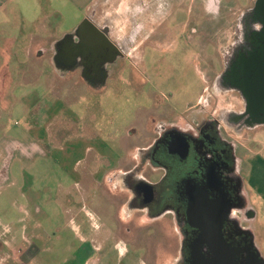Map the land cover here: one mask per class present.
Wrapping results in <instances>:
<instances>
[{"label": "rangeland", "instance_id": "rangeland-1", "mask_svg": "<svg viewBox=\"0 0 264 264\" xmlns=\"http://www.w3.org/2000/svg\"><path fill=\"white\" fill-rule=\"evenodd\" d=\"M187 1L191 5L194 3L193 29H177L176 26L183 23L186 16H181L185 14L181 0H174L170 9L162 8L164 13L161 20H165L171 10L178 17L171 25L172 20H168L169 24L162 26V31L168 29V34L155 35L160 38V43L158 47H153L154 35L148 29V19L142 18L138 49L132 50L130 47L127 49L129 57L128 53L123 54L118 60L103 66L109 78L108 82L101 80L100 86L103 87H93L96 92L98 89L97 93L90 91L83 83L59 80L56 86L64 89V94L59 98L52 91L54 67L48 61L33 66L29 63L16 64L7 56L0 59V171L10 173L11 186H21L22 179L19 177L23 174L25 178L26 173L30 174L27 185L40 194L38 204L45 209L56 204L58 183L71 184L64 171L80 174L81 177L75 176V180L84 189L88 186V198L83 201L86 205H83L92 215H88L87 219L97 248L89 264H163L169 260L166 249L156 243L157 237L166 242L171 236L169 223L163 219L160 222L168 226L166 233L158 231L145 236L143 231H137V226L127 233L125 209L116 210L114 201L123 198L125 201L128 194L115 190L107 182H103L102 187L107 185V191L94 188L92 192L88 177L83 174L84 170L92 167L100 170L108 166L112 169L121 159V162L128 157L133 160V154L150 143V135L153 136L152 117L176 121L185 113L199 108L206 97L204 88L207 85L203 76L206 58L219 59L221 49L234 37L239 16L253 7L256 0ZM66 27L67 24L63 25L58 38L59 42L67 44L69 38L77 39L75 33L63 32ZM140 29V24L132 28L134 33H139ZM4 35L0 34L1 37ZM16 51L24 52L22 49ZM2 52L6 54L11 51ZM130 54H134V57L130 58ZM77 71L83 74L82 68L78 67ZM36 73H42L43 79L36 81L42 78ZM226 98L220 97V104L213 105L214 110L237 106L235 96H229L228 101ZM153 107H158V111L154 112ZM132 128L134 131H128ZM227 132L235 137L229 129ZM251 134H258L264 144V127ZM40 139L49 144L47 148L42 146L44 150L48 149V156L37 157L32 162L22 161L24 150L29 156L36 154L33 150L37 146L35 144L43 143ZM120 139L122 145L118 143ZM86 154V159L78 163ZM103 158L106 161H102ZM48 187L52 193H49ZM253 201L260 208L254 226L258 232L259 250L264 253V205L257 194H254ZM24 204L28 206V201H18V212ZM2 205L0 203L1 208ZM1 208V221L6 222L8 218L4 217ZM18 212L12 214L21 218L24 213L20 215ZM49 221L55 227L61 217L56 213L50 215ZM129 238H133V242L128 241Z\"/></svg>", "mask_w": 264, "mask_h": 264}, {"label": "flooded vegetation", "instance_id": "flooded-vegetation-1", "mask_svg": "<svg viewBox=\"0 0 264 264\" xmlns=\"http://www.w3.org/2000/svg\"><path fill=\"white\" fill-rule=\"evenodd\" d=\"M127 47L117 45L125 55ZM221 50L217 61L206 58V99L199 108L176 121L152 117L150 143L140 147L133 160L118 161L106 175L112 188L128 194L125 201H114L116 210L125 209L127 233L137 226L150 236L166 233L169 226L166 242L156 238L169 255L163 264H260L259 256L264 260L244 180L249 138L264 127V0L241 13L232 41ZM87 61L76 68L93 76V87H103L108 60L99 55ZM231 95L237 106L214 110L220 97L228 101Z\"/></svg>", "mask_w": 264, "mask_h": 264}, {"label": "crops", "instance_id": "crops-1", "mask_svg": "<svg viewBox=\"0 0 264 264\" xmlns=\"http://www.w3.org/2000/svg\"><path fill=\"white\" fill-rule=\"evenodd\" d=\"M173 1L0 0V34H5L3 37L0 36V51H11L6 54L1 51L0 59L7 56L16 64L29 63L33 66L43 65L45 61H48L54 67L55 78L53 81L55 82L52 81V91L59 98L64 94V89L55 84L59 80L62 82L64 80L72 81L75 84L83 83L90 91L97 93L98 89L96 92V89H93L90 84L89 79L91 77L86 72L80 74L76 68L88 62V59L84 61L75 53L78 45H81L83 41L82 34L77 32L81 23L89 18L99 29L105 27L109 39L116 47L117 45L121 46L123 43L127 46L131 45L128 47L129 49L131 47L132 50H136L139 44L138 37L142 33L141 19L146 18L148 19L147 26L150 29V34L154 35L153 47H158L160 38L155 35L168 34L166 33L168 29L162 31V26L169 24L172 20L171 25L178 17L171 10L165 16V20H161L164 13L162 8L170 9ZM191 2L193 1L191 0ZM193 4H188L187 0H181V8L185 12L181 16H186V19L176 26L177 29L184 31L193 29L191 27L193 15L195 14ZM79 23L80 25L74 29ZM66 24L67 27L63 29V32H73L77 39L72 40V38H69L67 44L63 41L59 42L60 38H58L59 31ZM135 24L141 26L139 33H134L132 30ZM131 30L132 33H130ZM128 34L132 36L129 37ZM18 49H22L24 52L19 53L16 51ZM122 55V53L118 55L116 60L121 58ZM130 55V58L134 57V54ZM127 57H129V52ZM105 59L108 62L116 61L112 60V56L105 57ZM56 66L62 67L63 72H58ZM36 75L42 77L37 78L36 81L43 79L42 73H36ZM105 82H108V80ZM155 108L153 107L154 112ZM131 135L134 134L131 133ZM47 137V140L50 141L49 136ZM258 137L259 135L255 134V136L251 135L249 138L250 156L245 159L249 166L248 173L244 174L251 204L257 212L255 214L256 218L260 208L254 204V194L262 199L264 205V144ZM41 141L43 143L35 144L37 145L33 150V152H36L35 155L30 154L31 156H29L26 150L23 151L25 153L22 154V161L32 162L37 157L48 156V152H46L48 149L44 150L42 146L47 148L49 144L47 141L44 142L43 139ZM112 142L115 143L114 140ZM119 142L121 145L123 144L122 139ZM86 156L87 154L78 163L85 160ZM105 156L103 154V157ZM105 158L102 161H106ZM109 171L110 169L101 168L99 170L93 167L84 170L83 175L88 177L87 180L92 192L94 188L107 191V185L104 188L102 187L103 182H107L106 175ZM64 174L71 180V184L66 186L62 182L58 183L55 194L56 204L45 209L38 204L40 194L27 185V177L30 174L26 173L25 178L23 174L19 177L22 179L21 186H11L10 173L3 174L0 171V203L3 204V208H0L4 212V217L8 218L5 220L6 222L1 221L0 218V264H89L92 261L97 251L87 219L88 215H92L83 205L85 204L83 201L88 198V186L84 189L80 182H76L75 176L81 177L79 173L76 175L74 172L64 171ZM48 190L49 193H52L50 187H48ZM22 199L28 201V206L22 205L20 212H18L17 203ZM12 212H18L20 215L24 213V215L17 218ZM56 213L61 217V221L55 225V227H58L57 229L49 221L50 215ZM259 235L261 236V234ZM33 245L39 248V253L34 258L24 261L22 255Z\"/></svg>", "mask_w": 264, "mask_h": 264}, {"label": "water", "instance_id": "water-1", "mask_svg": "<svg viewBox=\"0 0 264 264\" xmlns=\"http://www.w3.org/2000/svg\"><path fill=\"white\" fill-rule=\"evenodd\" d=\"M77 32L82 34L83 41L81 45H78L75 53L81 57L82 60H87L92 57L95 59L97 56L102 55L104 57L112 56V60H116L117 56L121 53L118 48L109 39V34L106 31L99 29L91 19L86 18L78 27ZM107 50L110 51V56L107 54ZM58 66V65H57ZM58 72H63L62 67H57ZM65 71V70H64ZM89 77H93L89 74ZM108 76L105 74L103 82L107 80ZM260 264H264L263 258L259 256Z\"/></svg>", "mask_w": 264, "mask_h": 264}, {"label": "trees", "instance_id": "trees-1", "mask_svg": "<svg viewBox=\"0 0 264 264\" xmlns=\"http://www.w3.org/2000/svg\"><path fill=\"white\" fill-rule=\"evenodd\" d=\"M39 253V248L37 246H31L23 255L22 259L26 261L29 258H34Z\"/></svg>", "mask_w": 264, "mask_h": 264}]
</instances>
